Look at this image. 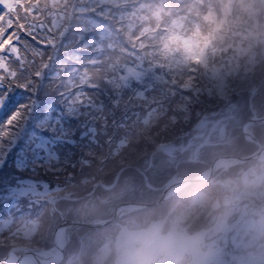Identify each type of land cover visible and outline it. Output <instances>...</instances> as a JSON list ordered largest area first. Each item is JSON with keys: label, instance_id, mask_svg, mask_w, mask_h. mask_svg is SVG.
Returning <instances> with one entry per match:
<instances>
[{"label": "rangeland", "instance_id": "1", "mask_svg": "<svg viewBox=\"0 0 264 264\" xmlns=\"http://www.w3.org/2000/svg\"><path fill=\"white\" fill-rule=\"evenodd\" d=\"M8 4L20 5L16 10L21 17L42 26L36 35L53 45L30 42L44 53L43 59L34 57L32 70L48 63L46 76L55 78L45 80L46 90L53 99L65 100V107L87 113L79 123L95 132L73 150L69 164L57 166L63 171L41 170L38 179L48 185L42 195L0 208V259L56 264L64 255L57 264H65L71 251L79 253L74 264H128L133 233L155 223L159 232L144 264H264V150L262 160L233 163L220 158L226 155L209 158L207 145L198 144L207 139L224 146L221 136H209L218 128L225 135L226 117L217 115L219 104L234 82L253 84L247 77L255 66L264 76V0ZM203 54L207 61H201ZM193 59H200L199 65L192 66L197 62ZM237 88L235 84L232 91ZM204 112L209 113L205 120ZM262 116L247 118L241 131L257 122H249L251 118ZM155 156L164 161L148 169V176L132 168H144ZM216 158L214 186L190 182L171 191L165 203L131 205L143 203L138 201L145 196L143 177L150 192L158 194L161 188L157 201L167 186L196 177V168H201L198 175L207 174ZM119 174L128 180L117 183ZM105 178L111 180L103 182ZM138 183L135 191L132 186ZM118 203L119 216L104 226L58 227L63 218L110 219ZM78 212L83 216H76ZM26 256L32 260L20 263Z\"/></svg>", "mask_w": 264, "mask_h": 264}, {"label": "snow or ice", "instance_id": "2", "mask_svg": "<svg viewBox=\"0 0 264 264\" xmlns=\"http://www.w3.org/2000/svg\"><path fill=\"white\" fill-rule=\"evenodd\" d=\"M17 8L0 0V208L5 209L42 195L48 185L38 179L41 170L63 171L57 166L69 164L73 150L95 132L79 123L87 113L65 107V100L53 99L46 90L45 80L55 78L46 76L48 63L32 70L34 57L43 59L44 53L30 42L53 45L36 35L42 26L27 24Z\"/></svg>", "mask_w": 264, "mask_h": 264}, {"label": "trees", "instance_id": "3", "mask_svg": "<svg viewBox=\"0 0 264 264\" xmlns=\"http://www.w3.org/2000/svg\"><path fill=\"white\" fill-rule=\"evenodd\" d=\"M204 57H207V55L203 54L201 61L202 60L207 61V59H205ZM199 60H195V59L191 60V61H197V62H191L192 66L199 65L198 64ZM262 72L263 70H257V67L255 66L253 74H249V76L247 77L248 81H251V83L253 84H251L250 86H244V85H240L241 84L240 82L239 83L234 82L233 83L234 85L232 84V86L229 87L228 89L229 94L226 98H224L221 101V104H219L220 105V108L218 111L219 114H217V115L226 117L224 121L225 124L222 125V129L225 130L224 131L225 135L224 136L222 135V132L220 130L221 128H218L217 130H215L214 134L213 133H210V135L208 134L209 136H216V137L221 136L220 141L221 143L224 144V146H219L220 143L219 144L215 143V141H212L209 143L207 139L200 140L198 143L199 146L207 145V147L209 148V150H207V153L210 155L209 158L213 159L216 155H238V156L247 155L257 150V146L255 143L244 138L242 131H241V126H242V123L247 118L251 117L253 114H255L256 116L264 115V76L263 77L259 76V74H262ZM198 80L201 81V79H198ZM235 84L239 86L236 92L232 91L235 87ZM229 109L231 112L228 111ZM202 115L204 116L203 117L204 119L203 118L202 119L205 120L206 118H208L207 116L209 115V113L204 112V114ZM247 130L251 132L258 141H260L261 143H264V121H257V122L251 123V126ZM117 146L118 144L114 145L113 147L116 148ZM202 150L204 149L202 148ZM159 159H163V158L159 157ZM163 161L164 160H158V156H155L154 158H151V160H149L147 163H145L146 165L144 166V168H141L140 166L139 167L134 166L132 168L136 169L137 173L140 172L141 175L148 176L149 175L147 173L148 169H152V167L158 166V164ZM197 163L198 162H196V164ZM196 167L198 166L196 165ZM128 168H131V167L128 166ZM199 170L201 171V168H198V169L196 168V173L192 175L193 176L198 175V173L200 172ZM183 171L186 172V170H183ZM178 175L181 176V173L178 172ZM108 177H111V176H108ZM111 178L109 179L111 180ZM125 178L126 176H124L123 174H122V177L121 175L120 177L117 176V179H118L117 183L121 181V179L126 182L128 179H125ZM109 179L105 178L104 180L106 181L104 180L102 181L108 183ZM166 179L168 178H157L155 180L164 182ZM137 181L140 182V179H137ZM143 181H144V177L141 179L142 189L145 187L143 184ZM132 187L136 191L139 188V183L137 184L136 187L134 186ZM147 190L148 189L144 188L145 194L144 193L142 194V196L145 195L143 196L144 198L151 194V192ZM155 193L156 192L154 191V194ZM157 197L158 196H156V198ZM117 200L118 199L116 198L115 201ZM110 205H113V204L110 203ZM76 216H83V213L78 212L76 213ZM71 253H72L71 251L68 252V254H71ZM74 263H76V261H74L72 264Z\"/></svg>", "mask_w": 264, "mask_h": 264}, {"label": "water", "instance_id": "4", "mask_svg": "<svg viewBox=\"0 0 264 264\" xmlns=\"http://www.w3.org/2000/svg\"><path fill=\"white\" fill-rule=\"evenodd\" d=\"M254 120H264V116L262 117H255V118H251L249 122L251 121H254ZM245 127L243 126L242 127V132L243 134L246 136V138H248L249 140H251L252 142L256 143L258 145V150L252 154H247V155H242V156H236V155H226V156H222L220 157L221 159H230L232 161H234L233 163H236V162H239V163H243V162H246V161H249V160H262V154H263V150H264V145H262L254 136H252L249 132H247L245 129ZM220 158H216L213 163L211 164L210 168L208 169L207 171V174L205 173L204 175H199V176H196V177H193V178H188V179H184V180H181V181H176L174 183H172L171 185L167 186L161 193V196L160 198L157 200V201H154V202H143V203H135V202H131V205L132 206H140V207H149L151 205H157V204H160L162 203L168 196H170V192H171V188L173 187H178L177 189L181 188L183 185L185 184H188L190 182H202V181H209V176L211 174V171L214 169L215 165H216V162L220 159ZM128 204V203H127ZM120 205L117 206V208L115 209V212H114V215L112 218L110 219H106V220H102V221H99V222H84V221H79V220H67V219H62L61 223L59 224L58 227L60 226H86V227H100V226H104L106 224H108L110 221H112L113 219L117 218L119 215H118V207ZM53 242H54V245L59 248V250L62 251V247H60L57 242H56V238H53ZM35 256V255H34ZM37 258V256H35ZM63 260L64 259V255L61 256L60 260ZM58 260L56 262L59 263ZM61 260V261H62ZM60 261V262H61ZM71 263V260L70 259H67V262L65 264H70ZM0 264H18L17 261L15 262H8L7 260L5 259H0ZM47 264V263H46Z\"/></svg>", "mask_w": 264, "mask_h": 264}, {"label": "clouds", "instance_id": "5", "mask_svg": "<svg viewBox=\"0 0 264 264\" xmlns=\"http://www.w3.org/2000/svg\"><path fill=\"white\" fill-rule=\"evenodd\" d=\"M159 227L155 223L141 232L133 233L127 253L128 264H144L148 249L156 242ZM160 246L166 247L165 241H160Z\"/></svg>", "mask_w": 264, "mask_h": 264}, {"label": "flooded vegetation", "instance_id": "6", "mask_svg": "<svg viewBox=\"0 0 264 264\" xmlns=\"http://www.w3.org/2000/svg\"><path fill=\"white\" fill-rule=\"evenodd\" d=\"M255 152V151H254ZM234 166V165H233ZM232 166V167H233ZM125 168H127V167H125ZM218 173V172H217ZM215 174V172H213L210 176L211 177H209V181H203V183H207V184H209V183H211V185H209V186H214V184H213V178L215 177H217L219 174ZM215 174V175H214ZM214 175V176H213ZM117 179V178H116ZM212 180V181H211ZM197 183V182H196ZM203 183H201V184H203ZM190 185V184H189ZM197 185V184H196ZM160 187H157V190H158V192L160 193ZM179 190V189H178ZM141 193L143 194L144 193V188L141 190ZM159 193L157 194V192L154 194V191H151V194L149 195V196H147V197H141V198H139V199H141V200H138V201H143V202H152V201H155L159 196ZM161 195V194H160ZM156 196H158L157 198H156ZM167 200V199H166ZM166 200L163 202V203H165L166 202ZM134 202V201H133ZM119 204V203H118ZM162 204V203H161ZM119 205H121V204H119ZM117 206V205H116ZM153 206H156V205H153ZM149 207H152V206H149ZM148 208V207H147ZM142 209V208H141ZM140 209V210H141ZM128 215L127 216H131V213H127ZM70 255H73L74 257H77V258H79V253L77 254V255H74V254H70Z\"/></svg>", "mask_w": 264, "mask_h": 264}, {"label": "bare ground", "instance_id": "7", "mask_svg": "<svg viewBox=\"0 0 264 264\" xmlns=\"http://www.w3.org/2000/svg\"><path fill=\"white\" fill-rule=\"evenodd\" d=\"M178 187H173V188H171V191H174V190H176ZM206 189H208L209 190V188L208 187H206ZM114 222V221H113ZM61 233H62V230L60 229V231L58 232V235H57V239L59 240L60 239V235H61ZM57 244H59V243H57ZM33 258H34V256H32ZM67 257H68V259H70V260H72V259H74V256L73 255H70V254H67ZM21 261H20V263H26V262H29V261H31L32 259H31V257H28V256H26V257H23L22 259H20ZM59 260V257L56 259V260H54L53 262H57Z\"/></svg>", "mask_w": 264, "mask_h": 264}]
</instances>
